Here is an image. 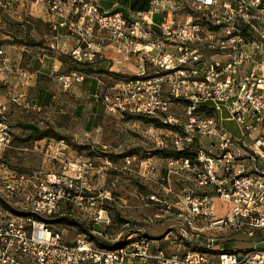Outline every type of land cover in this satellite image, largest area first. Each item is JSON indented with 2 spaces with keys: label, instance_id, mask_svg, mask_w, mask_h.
I'll return each instance as SVG.
<instances>
[{
  "label": "built area",
  "instance_id": "obj_1",
  "mask_svg": "<svg viewBox=\"0 0 264 264\" xmlns=\"http://www.w3.org/2000/svg\"><path fill=\"white\" fill-rule=\"evenodd\" d=\"M180 1L152 0L149 11L125 17L95 0H0V15L45 13L54 32L76 39L66 51L77 63L106 60L105 49L120 56L117 64L138 62L133 79L113 86L99 81L95 98L106 113L156 120L151 132L168 138L177 152L193 153L168 161L167 183L155 181L146 202L154 211L151 223L175 224L183 255H168L128 223L115 239L126 247L100 248L96 237L113 225L107 205L114 198L104 188L112 164L55 153L60 170L15 176L0 189V264H264L258 248L264 241V0ZM58 41L49 43L52 51L61 49ZM8 62L0 46V72ZM56 78L67 90L86 76L72 71ZM178 107L182 114L175 118ZM5 111L0 103V155L11 143ZM142 168L143 177L155 174L154 166ZM180 171L192 174L194 184L175 191L171 180ZM67 207L82 213L75 221L93 239L78 234L67 243L51 229L48 219L65 215ZM239 235L253 240V248L226 251L224 243L231 246Z\"/></svg>",
  "mask_w": 264,
  "mask_h": 264
},
{
  "label": "rangeland",
  "instance_id": "obj_2",
  "mask_svg": "<svg viewBox=\"0 0 264 264\" xmlns=\"http://www.w3.org/2000/svg\"><path fill=\"white\" fill-rule=\"evenodd\" d=\"M17 10L0 15V46L6 52L8 66L12 62L11 52L16 58H13L12 68L0 72V103L6 106L5 116L11 136L9 147L0 155V189L15 176L60 170V163L53 160L55 153L70 160L90 158L98 167L111 163L104 188L114 198L107 205L112 212L113 225L103 231L102 237H96V242L114 247L120 243L121 248L126 247V242L115 239L121 224L128 223L130 228L138 225L143 229L142 233L159 241L156 247L168 255H183L184 249L178 246L181 239H175V224L164 221L151 223L149 216L154 211L146 207L147 196L157 190L155 181L167 183L163 181L167 175L165 168L168 161L179 159V152L168 138L157 137L151 132V125L154 124L150 122L152 118L137 114L106 113L93 98L99 81L106 86H113L133 79L137 76L138 66L132 63V69H120L118 60H99L92 66L77 63L63 44L64 40L73 38L67 31L54 32L45 13ZM127 13L129 15L131 12ZM55 37H58L61 46L59 51L49 48V43ZM22 47L23 54L20 57ZM72 71H80L86 78L65 90L56 77ZM181 114L179 107L174 108L175 118H180ZM225 125L230 130L235 127L230 123ZM34 128L55 133L59 138L37 139ZM147 164L154 166L156 171L154 175L147 171L143 177L142 166ZM148 177H154L155 180L150 181ZM193 184L194 177L190 173L183 175L180 171L172 176L171 186L175 191ZM4 207H10L16 215L23 213L15 203H4ZM64 213L63 216L50 217L48 221L62 217L75 221L84 217L71 207H67ZM50 227L53 231L63 233L67 243L73 242L80 233L76 227L63 223L50 222ZM165 236L169 237L167 242L162 241ZM253 242L239 235L231 240V246L225 242L224 247L252 249ZM258 248L264 249V241L259 242ZM151 264H157V261Z\"/></svg>",
  "mask_w": 264,
  "mask_h": 264
},
{
  "label": "trees",
  "instance_id": "obj_3",
  "mask_svg": "<svg viewBox=\"0 0 264 264\" xmlns=\"http://www.w3.org/2000/svg\"><path fill=\"white\" fill-rule=\"evenodd\" d=\"M120 2V5L121 7L117 10H115L114 12H120V13H123L125 17H128V12H131V13H143V12H147L150 10V6H151V2L152 0H118ZM100 91L97 88H95V91L93 93V98L95 99V101H97L98 103H100L102 106H103V103L101 101L100 98H95V95L99 94ZM104 108V106H103ZM150 122L154 123L155 125L159 126V123L156 121V120H151ZM36 131H37V139H44V138H47V137H58V135H56L55 133H49V132H41L39 131V129L37 128H34ZM59 138V137H58ZM193 153H179V158H191ZM10 208V207H9ZM8 208V209H9ZM10 210H12L10 208ZM19 215H25V213H17ZM47 222H54V223H63L64 225L66 226H71V227H76L78 229V231L80 233L78 234H86L89 238L93 239L94 237H92L87 229L76 223L73 219H70L68 217H62V218H59V219H55L53 221H47ZM120 244V243H119ZM118 244L117 247H114V246H108V245H105L103 243H98L97 242V245L102 248V249H110V250H115V249H119L121 248V246ZM229 250V249H226V251Z\"/></svg>",
  "mask_w": 264,
  "mask_h": 264
},
{
  "label": "crops",
  "instance_id": "obj_4",
  "mask_svg": "<svg viewBox=\"0 0 264 264\" xmlns=\"http://www.w3.org/2000/svg\"><path fill=\"white\" fill-rule=\"evenodd\" d=\"M95 1L97 2V0H95ZM97 4L104 11H115L121 7L120 2L118 0H99ZM161 18H162V15H160V14L155 15V17H154L155 23L160 24L162 22ZM63 44H65V47L67 50H71L76 46L77 42H76V39L73 37V38H69V39L64 40ZM22 54H23V47L21 48V52L19 54L20 57L22 56ZM104 57L106 60H113V61H117L120 59V56L116 52H114L113 50H110V49L104 50ZM13 58L16 59L14 57L13 53L11 52V58L10 59L12 62L9 64V66H8L9 68H12V66H14V65H12V64H14ZM132 63H135L136 66L139 65L138 62L132 61L131 63L118 64V66L120 67V69H124V68L132 69ZM165 172L167 173L166 168H165ZM122 229L123 228L120 226V228H119L120 231L118 230L119 232H118L117 236L122 231ZM168 240H169L168 236H165L164 238H162V241H164V242H167ZM153 242H154L155 246H156V244L159 243V241H154V240H153ZM157 246H159V245H157Z\"/></svg>",
  "mask_w": 264,
  "mask_h": 264
}]
</instances>
